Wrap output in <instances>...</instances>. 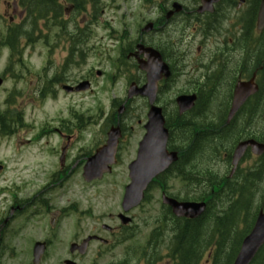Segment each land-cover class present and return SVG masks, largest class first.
Returning a JSON list of instances; mask_svg holds the SVG:
<instances>
[{"label":"rangeland","instance_id":"obj_1","mask_svg":"<svg viewBox=\"0 0 264 264\" xmlns=\"http://www.w3.org/2000/svg\"><path fill=\"white\" fill-rule=\"evenodd\" d=\"M0 6L1 0H0ZM199 40L205 41L204 49L203 51L205 53L208 52V50L215 45V37H210L207 40L202 38V35L200 33H196L194 37V41L191 44H185V46L189 47L188 51V57L189 59H193L194 53H196L195 48ZM63 43V42H62ZM61 48L58 46L52 56H53V62L55 65H59L62 63L69 55V53L62 52V49L64 48L62 45ZM37 45H44L42 40H38L36 42ZM184 46V47H185ZM25 48V47H24ZM90 53L91 50H88ZM76 60H79V57H76ZM4 62H1L0 66H3ZM77 66L78 64H74ZM74 72L78 69L73 68ZM101 80H96V84L100 85ZM184 77L183 76H176L173 84L165 90V94L161 98L163 100L160 101V105H165L167 112L172 110L173 104L172 100L175 98L177 92H179L181 89H184ZM193 88L192 85H189L186 87V89ZM116 95H120L121 97L119 99H124L125 94H121L120 89H115L114 92ZM61 98L57 101L50 104V106H46L41 111H34L33 113L30 112V114H33V118L35 119L36 123L41 124L43 120H49L50 122L52 120L57 119L56 117L53 119L54 116H60L67 117L70 116L71 113H74L75 111L77 114L83 115V120L87 121L88 124L84 128V130L81 132L80 138H78L77 143L72 146V149H70L67 153V160H77L78 162L82 160V157L78 158L83 151V153L87 151H93L94 148H97L99 144L105 139V132L109 126L105 128L107 124V119H111V113H112V107L110 104V97L111 93H104L102 94V98H99L98 104L97 101L94 98H87V101L85 102L84 99L78 100L76 97H73V99L67 98L70 100L68 104L64 105L62 104L64 102V97L60 96ZM217 103V102H216ZM130 107L133 109L124 116V119H126V138L123 140L122 149L120 151V161L118 167L114 168L113 174L110 176H107L104 181L95 183V184H85L82 179L79 177L78 168L79 164H76L71 174L65 178L63 181L64 186L61 188H52L50 193L52 195V201H49V208L52 207H60V206H66L70 202L76 201V204L78 205V208H76L75 211H69L66 210L65 213H75L73 217H75L76 220V212L77 213H94L93 216L95 217V221L99 220L100 222L96 223L95 227L99 228L100 224L103 222L105 224L113 225V223L108 221V218L106 217L107 213H116L120 209V184H118L119 181H124L127 179V168L126 165L128 164L129 160L134 157L135 154V148L137 146V141L140 140V138L143 135V125L145 123V116L147 112V106H145V103L142 100H133L130 103ZM70 108L73 111H70ZM220 108V106L218 107ZM118 108H114V110H117ZM126 110H124L125 112ZM123 114V112H122ZM88 117V119H87ZM57 121H54L53 124L58 125ZM105 128V129H104ZM216 130V129H215ZM178 132V131H177ZM31 132L27 133V137H31ZM213 134H217V131H214ZM46 138L47 137H43ZM22 139V138H21ZM36 139V138H32ZM42 139V138H41ZM48 145L53 148L52 152H50L49 158L46 160L44 155L41 154L38 149H31L30 151H26L22 149H16L13 150L11 145L9 143H6V140L1 139L0 140V161L3 163L6 168L5 170L0 173V186H4L5 184L8 185L10 182H12L11 186L13 184H16L20 187V192L22 194L28 195L32 191H36V188L40 187L42 184L40 181L42 178H44L45 173V167L48 169L47 164L57 163V158L59 154V140L57 136L53 138H49ZM78 145H83L81 150ZM101 145V144H100ZM220 146V143H216L214 147ZM49 147V148H50ZM79 148V150H78ZM78 150V152H76ZM78 153V154H77ZM210 152H206L202 159L198 162V166L194 165L195 167H189L187 169V176L191 175L192 173H195L197 175L196 177L200 180V185L198 186L199 190H209L211 188V185H219L220 180L219 177L216 176L215 172L213 171L215 169V166L205 158ZM33 160L42 161L40 166H35L33 163ZM70 164H74L73 162ZM42 165V166H41ZM24 166V172H19L20 168ZM26 166V169H25ZM32 167H35L37 169L35 172H40L37 175H31L28 172H30V169ZM57 167V165L55 166ZM53 167V168H55ZM39 168V169H38ZM49 168L51 169V165L49 164ZM209 169H211L213 172H211ZM218 171V170H217ZM26 172V173H25ZM194 175V176H195ZM262 176L264 177V172L262 173ZM128 180V179H127ZM169 184L167 186L168 192H173L178 194L180 197L183 195L182 192H184V182L179 180L178 178H175L173 175H171V178L168 180ZM26 183V184H24ZM257 181H254V184H256ZM23 184V185H21ZM21 185V186H20ZM221 185V184H220ZM65 190L63 196L60 198L59 194L61 191ZM197 190V189H196ZM258 190V189H257ZM260 191V190H259ZM19 192V193H20ZM47 192V191H46ZM45 192V193H46ZM262 193V191H260ZM20 195V194H19ZM260 198L259 194H257ZM233 196V195H230ZM42 196H39V198ZM255 204V203H254ZM34 204H30L29 208H32ZM56 205V206H54ZM229 204H226V206ZM160 193L157 189H152L151 193L148 194L145 201L142 202V204L135 208L132 213H145V214H138L136 218V223H141L144 221L145 218H148L152 213H160ZM85 211V212H83ZM45 209L40 207L39 213H44ZM221 213V211L219 212ZM99 216V217H97ZM72 218L65 219L62 222V229H60L59 235L61 237L65 236L64 231H68L67 229H64L65 225H68V221ZM28 230L33 229L36 233L39 232V229L41 226H38L36 221L33 220L31 225H28ZM39 228V229H38ZM201 228V227H199ZM42 231V230H41ZM103 232V231H102ZM86 234V232L84 233ZM106 235V234H104ZM138 240V239H136ZM57 242L53 246V248L50 250L48 255L42 259L40 264H60L59 261L62 256H64V250L66 243H60ZM23 244V242H21ZM127 244H123L119 247H117L114 251H110V253H106L104 256V259L101 260L102 264H105L109 261H111L112 257L111 255H118L122 256L124 254V249ZM236 248L233 249V251ZM28 252L26 251L25 255L21 258V262H19L17 259H14L12 262H16L14 264H29L30 262L27 260ZM17 260V261H16ZM31 264V263H30Z\"/></svg>","mask_w":264,"mask_h":264},{"label":"water","instance_id":"obj_2","mask_svg":"<svg viewBox=\"0 0 264 264\" xmlns=\"http://www.w3.org/2000/svg\"><path fill=\"white\" fill-rule=\"evenodd\" d=\"M263 23L264 0H262L258 12V26H262ZM240 91L243 92L244 88H240L238 94H240ZM146 94L149 97L150 104V109L147 114L148 122L145 125L146 133L139 145L137 159L129 166L130 177L133 182L126 188L122 203L125 210L136 205L142 197V190L152 177L163 171L177 158L175 152L168 153L166 151L167 131L163 126L164 119L161 109L152 105L154 101V92H146ZM177 103L180 111H183L191 107L192 99L181 96L177 99ZM234 105H238V103ZM118 136V128L111 129L107 145L97 150L96 154L88 159L84 167V176L87 180L100 177L104 170H109V168L106 166L104 167V165L113 162L115 146L117 143L116 139ZM240 153L241 150L239 148L235 158H237ZM168 202L173 205L174 211L181 215L187 214L190 216H196L204 207H202V205L176 204L175 202ZM190 210H195L196 213H188ZM263 241L264 213L258 216L252 232L244 238L233 264H248Z\"/></svg>","mask_w":264,"mask_h":264},{"label":"trees","instance_id":"obj_3","mask_svg":"<svg viewBox=\"0 0 264 264\" xmlns=\"http://www.w3.org/2000/svg\"><path fill=\"white\" fill-rule=\"evenodd\" d=\"M182 122L183 118L174 117L173 124L175 127L182 125ZM209 125L212 124L198 122L189 126L191 129L184 127V129L181 130V133L184 136L187 135L188 131L190 133L188 134L187 140L191 146H189V150L185 152L187 153V156H189L190 152L192 155L196 153L198 149L197 145H200V148L208 147L213 149L212 142L215 137L210 133H213L214 131L208 130L201 133V130H204ZM211 233L213 236L219 235L220 239L219 241H215L217 249H215L209 257L210 260L214 261L210 264H230L234 257V252H228L231 250V247L237 243L238 239V236H236L233 231L232 217L227 216L216 220L215 227L211 230ZM203 236V227L199 228L195 220L186 221L184 225L177 230L176 247L174 245V258L177 259L176 264H202V260L207 258L204 255H206L205 251L209 246L208 242L212 240L208 239L206 241L205 238L203 239ZM250 264H264V246L260 249Z\"/></svg>","mask_w":264,"mask_h":264},{"label":"flooded vegetation","instance_id":"obj_4","mask_svg":"<svg viewBox=\"0 0 264 264\" xmlns=\"http://www.w3.org/2000/svg\"><path fill=\"white\" fill-rule=\"evenodd\" d=\"M244 3H242V7L245 8V6L249 7L250 6V2L251 0H243ZM22 4V1L21 0H11V3L10 5H13L11 6V11H12V15L15 14L17 17H22L23 16V13L24 11L23 10H19V12H17L18 10V7L19 5ZM30 4V1H27L26 2V5H29ZM240 4V3H239ZM215 10L213 13L218 12L217 15H222L223 14V17L221 19H224L226 20L228 16H232L233 14H229L231 13V11L233 10H236V6L233 7L232 6V1L231 0H221L220 2H218L217 4H215ZM254 8V7H253ZM209 12L207 13H202V14H198L197 16H199L201 19H197L195 18L194 19V23H197L199 24V22L203 21L204 19L206 20H210V14H208ZM211 13V14H213ZM14 16V15H13ZM15 17V16H14ZM11 19H12V16H11ZM246 46V45H245ZM244 46V47H245ZM245 50H246V47H245ZM240 57L242 58L243 57V53L240 55ZM245 63H247V60L244 59ZM251 63L253 64L255 60V57L252 56L251 57ZM260 63L262 64L261 67L263 68L264 67V59L263 57H260ZM7 76L4 75V78H6ZM35 92L37 93V96L39 97V99H42V97H44L46 95L45 93V87L42 86V87H37ZM10 109H15L17 112H19V109L17 106H10L8 107ZM6 111H4V113L1 115L0 117V131H5L10 134V135H17L19 133V130L21 129V126H22V118L21 116L19 117L17 114L16 115H13L11 116L10 115V111L9 109H5ZM18 132V133H17ZM14 209L15 210H18L19 207L18 206H11L10 209H9V213H13L14 212ZM51 217L49 219V226L50 227H54V223L57 222L58 218H59V214L58 213H50ZM131 220V219H130ZM131 222V221H130ZM129 225H117L115 226L114 228H112L111 230V233L115 234L113 237L114 239L116 238H119V234H121L125 229H129ZM7 229V226L6 225H3V224H0V243L2 242V239L4 238V231ZM94 234V233H93ZM117 234V235H116ZM72 242H69L68 243V246L72 245V244H75V243H79L81 242L80 240H71ZM45 243L46 244H51L52 241L50 239H45ZM92 244V242H89V246ZM98 245H105V243L103 242H99L98 241ZM69 254V257L70 259H73L75 260L77 257L81 258V254L78 253V251H74V252H71L69 250V252L67 253V255ZM84 256V255H83Z\"/></svg>","mask_w":264,"mask_h":264}]
</instances>
